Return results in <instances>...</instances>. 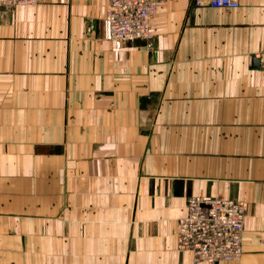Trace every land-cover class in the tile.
<instances>
[{
	"label": "crops",
	"instance_id": "obj_1",
	"mask_svg": "<svg viewBox=\"0 0 264 264\" xmlns=\"http://www.w3.org/2000/svg\"><path fill=\"white\" fill-rule=\"evenodd\" d=\"M107 1L0 7V264H205L176 249L194 195L246 204L216 264H264V0H163L151 46Z\"/></svg>",
	"mask_w": 264,
	"mask_h": 264
},
{
	"label": "built area",
	"instance_id": "obj_2",
	"mask_svg": "<svg viewBox=\"0 0 264 264\" xmlns=\"http://www.w3.org/2000/svg\"><path fill=\"white\" fill-rule=\"evenodd\" d=\"M44 0H0V7L35 6ZM163 0H108L105 17L109 39L116 42L153 43L151 20ZM196 8L240 7V0H191ZM264 73V33L259 55ZM243 201L224 197H188L185 215L178 218L175 229L176 249L190 253L197 262L216 264L234 261L242 253L244 217Z\"/></svg>",
	"mask_w": 264,
	"mask_h": 264
},
{
	"label": "water",
	"instance_id": "obj_3",
	"mask_svg": "<svg viewBox=\"0 0 264 264\" xmlns=\"http://www.w3.org/2000/svg\"><path fill=\"white\" fill-rule=\"evenodd\" d=\"M257 61V60H256Z\"/></svg>",
	"mask_w": 264,
	"mask_h": 264
}]
</instances>
